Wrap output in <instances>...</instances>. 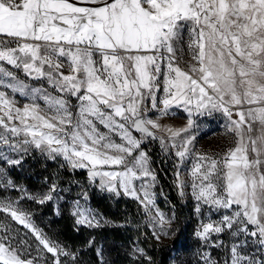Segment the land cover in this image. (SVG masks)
I'll return each mask as SVG.
<instances>
[{
    "label": "snow or ice",
    "instance_id": "obj_1",
    "mask_svg": "<svg viewBox=\"0 0 264 264\" xmlns=\"http://www.w3.org/2000/svg\"><path fill=\"white\" fill-rule=\"evenodd\" d=\"M0 36L16 43L0 48V61L46 81L56 93L33 89L46 109L37 103L21 109L0 92V162L17 165L20 159L6 153L32 147L87 170L101 192L136 200L159 241L178 235L175 215L157 206L156 175L143 146L159 140L183 163L196 138V118L221 113L234 145L219 159L199 155L186 170L190 182L177 166L176 186L195 201L201 217L195 236L224 250L222 261L205 253L204 264H264V0H0ZM185 56L187 70L180 66ZM3 77L16 79L0 67ZM174 107L187 113L179 129L160 123ZM56 192L53 182L29 198L44 204ZM88 199L82 191L72 215L77 225L99 227ZM0 212L37 242V256L22 259L0 224V264H39L41 252L51 254L52 264H80L15 202L0 201Z\"/></svg>",
    "mask_w": 264,
    "mask_h": 264
},
{
    "label": "rangeland",
    "instance_id": "obj_2",
    "mask_svg": "<svg viewBox=\"0 0 264 264\" xmlns=\"http://www.w3.org/2000/svg\"><path fill=\"white\" fill-rule=\"evenodd\" d=\"M16 43L12 38L0 36V48L15 47ZM190 56L180 62V66H185V63L189 67ZM0 67L6 71L11 72L15 76V80L10 77H3L0 81V92L5 93L6 98L15 102V107L23 109L28 104L37 103L41 109H46L44 100L36 99L40 93H35L31 90L41 89L46 90L49 94L56 95L53 92L51 85L47 84L42 79H34L28 76L23 70L17 69L14 66L8 64L6 61H0ZM15 84L18 87L23 86L24 91H16L7 85ZM162 95V93H159ZM75 103V101H73ZM0 115H3L0 112ZM155 119L156 117L153 116ZM225 118L221 113H213L212 116L197 117L196 124L198 129L194 127L191 133L195 135V140L191 147L189 158L183 163L175 156L174 150L169 149L165 151L159 142H156V154L155 161L159 165L160 162L166 161L171 164V183L176 192L177 199L181 204V228H186L180 238L177 240L176 245L172 247L169 256V264H204L203 256L208 253L213 260H223L225 258L224 250L214 248L211 244H205L204 241L198 239L195 236V232L199 230L201 217L194 212L195 201L191 198V195L187 189H185V195L180 196L177 189L176 170L177 166L181 169V179L190 182V177L187 174V169H190L192 165L197 161L199 155H205L208 157L219 159L227 150L234 145L235 137L224 127ZM18 123V121L16 122ZM160 123L170 129H179L187 125V113L183 108L174 107L170 110L168 116L160 118ZM134 135H139L134 133ZM166 135V134H165ZM118 139V138H117ZM119 142V141H118ZM151 141L147 142L143 146L147 152L151 146ZM27 147V146H26ZM11 158L20 159V163L17 165H9L0 162V201L15 202V207L24 213H26L31 220V223L38 228L48 239L59 243L61 246H66L67 250L75 252L77 254L80 264H147L148 256L147 247L150 242L145 240L149 239L156 243L166 242L172 235L168 237H161L159 241L153 238L151 229L146 227L147 218L144 216L138 202L129 196L120 195L116 196L107 192H102L109 195L111 198H128L134 200L139 206L140 215L138 218L131 219L129 221L115 220L102 214L97 208H95L88 201V206L99 214L101 219V225L99 227H93L94 229L89 232L86 238V242L83 244L70 245L64 241L57 234L56 231V218L60 215H66L70 223L77 226L75 217L72 215L74 211V201L80 195L82 191H89L91 187L98 189L95 185L89 183L87 170H84L85 176L83 179H77L70 176L66 179L60 180L52 177H39L40 163L43 160L51 162V170H62L65 167V162L62 158L55 160L47 158L39 150L32 147H27V151L23 153L7 152ZM68 167V166H67ZM151 168L155 172L154 167ZM52 172V171H50ZM156 175V172H155ZM6 181H11L10 185L6 186ZM55 182L57 185V192L53 193V199L44 204L34 202L29 198L31 195H36L42 192H47L49 186ZM100 191V190H99ZM154 191L156 192V203L162 212L166 215L174 214L173 203L167 197L166 192L158 185L157 178ZM208 213L205 211L203 219L205 222L208 218ZM212 220H218L219 216L213 214ZM129 223V230H125L126 234H130L129 238L122 240H114L105 233L97 232L98 228L102 227H117L123 226ZM0 224L7 226L9 234L14 238L12 243L17 247L22 259H31L37 256V242L32 232L19 224L17 221H13L11 217L4 212H0ZM88 228L87 226H85ZM176 220L172 224V229L175 230ZM227 240V237H222ZM94 241V244L90 245L89 241ZM28 245H31L29 249ZM137 248L143 249V256L137 254L135 250ZM90 249L95 257L90 255ZM98 250L102 252V255H98ZM42 257L39 264H52L51 254L41 252ZM63 259V258H61Z\"/></svg>",
    "mask_w": 264,
    "mask_h": 264
},
{
    "label": "trees",
    "instance_id": "obj_3",
    "mask_svg": "<svg viewBox=\"0 0 264 264\" xmlns=\"http://www.w3.org/2000/svg\"><path fill=\"white\" fill-rule=\"evenodd\" d=\"M151 146L148 148L147 153L151 158V165L154 167L156 172V178L158 185L166 192L167 197L173 203L174 215L176 220L175 231L178 235H172L166 242L156 243L152 240H145L146 242H150L149 247H147L148 256L151 257V261H148L147 264H169L168 256L169 253L176 245L177 240L181 237L180 235L185 231L186 228H181V204L177 199L176 192L171 183V164L166 161H161L158 165L154 159L156 154V142L155 140L151 141ZM51 162L47 160H43L38 165L39 168V177H52L58 178L60 180L66 179L70 176H73L77 179H83L85 176L83 169L73 170L70 167H63L62 170H51V166L49 165ZM52 171V172H50ZM88 193V201L95 208H97L102 214L105 216L122 221H129L134 218H138L140 215L138 204L128 198H111L109 195L102 193L98 189L91 187ZM56 231L57 234L64 241L69 243L72 246L75 244H83L86 242V238L89 235V232L94 228H86L85 226L77 225L74 226L70 223L69 218L66 215H60L56 218ZM125 230H129V223L123 226L117 227H102L98 228L96 231L105 233L107 236H110L114 240H122L124 241L126 238L130 237V234H126ZM90 255L95 257L92 249H90Z\"/></svg>",
    "mask_w": 264,
    "mask_h": 264
},
{
    "label": "crops",
    "instance_id": "obj_4",
    "mask_svg": "<svg viewBox=\"0 0 264 264\" xmlns=\"http://www.w3.org/2000/svg\"><path fill=\"white\" fill-rule=\"evenodd\" d=\"M182 68H185V70L188 69V65L185 63V66H181Z\"/></svg>",
    "mask_w": 264,
    "mask_h": 264
}]
</instances>
